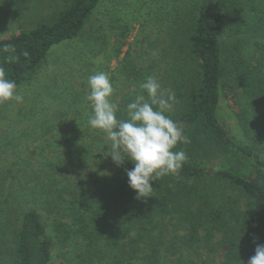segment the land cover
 <instances>
[{
	"label": "trees",
	"instance_id": "1",
	"mask_svg": "<svg viewBox=\"0 0 264 264\" xmlns=\"http://www.w3.org/2000/svg\"><path fill=\"white\" fill-rule=\"evenodd\" d=\"M100 1H19L29 15L0 36V66L16 90L36 80L52 47L94 36ZM151 1L147 63L126 52L119 72L127 86L112 100L126 118V105L147 96L140 84L149 75L174 92L166 115L189 139L175 149L186 152L183 168L137 198L126 175L134 165L105 155V134L88 125L87 90L74 84L60 92L64 83L49 80L58 93L46 94L61 97L41 110L43 91L23 96L30 107L0 105V264H54L55 245L62 264H247L264 245V0ZM8 44L14 52L3 51ZM82 62L87 84L96 72ZM221 95L235 106L242 141L219 121ZM198 244L222 251L221 260L197 258Z\"/></svg>",
	"mask_w": 264,
	"mask_h": 264
},
{
	"label": "rangeland",
	"instance_id": "2",
	"mask_svg": "<svg viewBox=\"0 0 264 264\" xmlns=\"http://www.w3.org/2000/svg\"><path fill=\"white\" fill-rule=\"evenodd\" d=\"M17 1L18 3L15 5L14 0H0V36L2 37L18 32L19 27L24 24V18L29 15L24 8H20V0ZM155 6L154 1L151 0H101L92 16L91 31L95 32L94 36L89 39L88 35L85 34L78 39L52 47L46 61L39 69L36 80L20 87L17 93L24 96L30 93L31 90L43 91L41 96L36 95L37 99L41 100V103H38L40 110L45 104L52 106L57 104L61 97L60 92L67 89L68 85L71 87L70 85L74 84L72 86L82 92L86 89L87 93L88 87L86 82L82 84L83 76L81 75L87 67L82 61H88L90 67L88 70L93 68L96 73L102 71L108 73L110 78L113 76L111 81L116 85L115 91L121 92L125 90L127 83L120 74L119 67H121L127 51H129V55L134 58L137 64L145 65L147 63L150 55L147 44V39L149 38L147 36L151 33V30L156 31V27L150 21L147 13L153 10ZM121 29H125V34L127 33L125 39L119 37ZM121 41L123 45H121ZM65 74L70 77L69 82L67 80L66 83L63 82L64 78H66ZM53 78H56L58 82L61 81L60 84L64 83L61 86L63 89L60 90L56 100L46 94V91L58 93L49 81ZM25 99H29V97L23 98L21 103L10 101V108L32 106V104H29L30 101H24ZM13 112L11 109V113ZM217 113L219 121L226 127L229 134L233 135L237 140H244L242 129L235 115V106L224 95H221ZM19 118L14 115L11 120L19 125H24L27 122V119ZM9 122L4 120L2 123L5 125ZM46 228L49 234L53 236L50 226L47 225ZM59 252L60 248L56 245L53 246L52 256L54 264H62ZM194 252L199 253L197 258L211 261V263L220 261L222 258V251L219 250L214 254L208 253L202 244H198L197 250ZM194 252L185 251L183 257L189 259L194 256ZM196 263L199 264L200 261H196Z\"/></svg>",
	"mask_w": 264,
	"mask_h": 264
},
{
	"label": "clouds",
	"instance_id": "3",
	"mask_svg": "<svg viewBox=\"0 0 264 264\" xmlns=\"http://www.w3.org/2000/svg\"><path fill=\"white\" fill-rule=\"evenodd\" d=\"M3 51L15 49L8 44ZM87 87L85 98L91 105L88 125L105 134L108 146L105 155L111 156L118 166L130 161L134 167L126 171L129 187L137 198L152 197L153 182L178 175L188 159L185 150L175 149L178 144L189 143V139L176 121L166 115L175 103V93L162 91L156 77L149 75L140 84L147 96H136L126 105V118H118L119 107L112 100L115 89L109 74L101 71L90 75ZM16 89L15 81L0 66V105L10 101L21 103L23 96ZM247 264H264V245L256 246Z\"/></svg>",
	"mask_w": 264,
	"mask_h": 264
}]
</instances>
